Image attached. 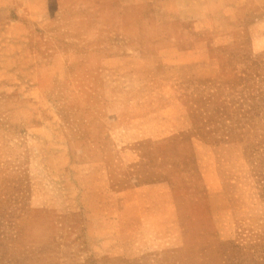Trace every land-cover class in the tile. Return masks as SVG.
I'll use <instances>...</instances> for the list:
<instances>
[{
    "label": "rangeland",
    "instance_id": "obj_1",
    "mask_svg": "<svg viewBox=\"0 0 264 264\" xmlns=\"http://www.w3.org/2000/svg\"><path fill=\"white\" fill-rule=\"evenodd\" d=\"M0 264H264V0H0Z\"/></svg>",
    "mask_w": 264,
    "mask_h": 264
},
{
    "label": "trees",
    "instance_id": "obj_2",
    "mask_svg": "<svg viewBox=\"0 0 264 264\" xmlns=\"http://www.w3.org/2000/svg\"><path fill=\"white\" fill-rule=\"evenodd\" d=\"M245 137H246V135H243L241 138V142L245 145V149L246 148H248V149H250V147L252 146L251 144L249 145L248 143H247V141L245 140ZM246 151H247V149H246Z\"/></svg>",
    "mask_w": 264,
    "mask_h": 264
}]
</instances>
